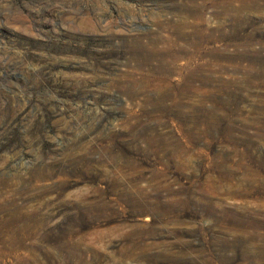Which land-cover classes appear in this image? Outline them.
I'll return each mask as SVG.
<instances>
[{"label": "rangeland", "instance_id": "obj_1", "mask_svg": "<svg viewBox=\"0 0 264 264\" xmlns=\"http://www.w3.org/2000/svg\"><path fill=\"white\" fill-rule=\"evenodd\" d=\"M176 2L0 0V264H264L240 255L264 246V53L212 59V97L188 103L221 119L189 144L171 100L126 92L176 67L145 36ZM154 131L179 148L158 158Z\"/></svg>", "mask_w": 264, "mask_h": 264}, {"label": "bare ground", "instance_id": "obj_2", "mask_svg": "<svg viewBox=\"0 0 264 264\" xmlns=\"http://www.w3.org/2000/svg\"><path fill=\"white\" fill-rule=\"evenodd\" d=\"M174 1L176 2V0ZM183 1L181 9L176 2V9L169 13L171 16L159 19L155 31L145 34L150 39L149 47L158 53L163 52L170 55L176 67L173 69L169 64L165 74L157 76L142 74V78L137 79L134 85H129L126 92L133 99L144 100L145 104H140L141 102L138 104L143 112H146L147 102L153 104V109L159 112L167 108L165 101L171 100L169 102L176 106L173 113L181 117V122H183L181 127L188 134V138L184 142L189 144L190 138H193L194 128H196L194 124L211 119L209 123H204L207 128H212L214 122L216 120L220 122L221 119V117L214 119L215 114L211 108L198 107L188 103V100L194 99V97H198L197 100L201 102L212 97V91L208 86L213 83V68L220 65L212 59L236 60L241 64V68H253L254 61L257 60L253 54L264 53V37L257 38L259 35L264 36V0ZM168 28H173L174 34L162 33ZM139 39L137 37L136 41ZM259 72L260 75H264V67ZM239 82L242 83V81ZM230 83L229 80L225 82L226 85ZM143 135L151 143L150 145H154L158 158H162V151L167 150L174 143H177L178 148L181 143L171 132L163 135L154 131L153 135ZM79 146L81 147L80 155H76L74 158L70 157V159L81 161L86 157V153L94 149L93 144L90 143ZM174 152H171L173 161L178 157ZM167 162L164 163L167 164ZM47 169V166L39 168L35 172L36 177L40 180L51 177V173ZM89 169H93V167L91 166ZM96 169L94 167V170ZM105 176L106 173L103 177ZM109 180L112 184H122L117 177L110 176ZM6 182L5 178H0V185ZM1 196L0 194V198ZM4 197L6 199V196ZM22 214L25 213L22 212ZM6 215L13 217L12 213ZM2 229L7 228L2 227ZM253 235L243 233L242 238L252 242L255 241L252 240L255 237ZM8 238L19 237L13 233L9 234ZM0 239H2V235H0ZM251 254L258 259H263L264 246H247L243 251H240L242 256Z\"/></svg>", "mask_w": 264, "mask_h": 264}]
</instances>
